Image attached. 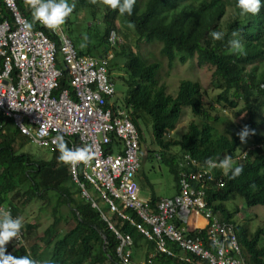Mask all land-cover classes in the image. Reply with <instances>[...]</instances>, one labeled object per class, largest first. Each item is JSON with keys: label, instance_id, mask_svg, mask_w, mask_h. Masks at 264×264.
<instances>
[{"label": "trees", "instance_id": "trees-1", "mask_svg": "<svg viewBox=\"0 0 264 264\" xmlns=\"http://www.w3.org/2000/svg\"><path fill=\"white\" fill-rule=\"evenodd\" d=\"M87 3L92 7L93 16L95 5L90 0H85L84 4ZM236 3L237 0H136L132 16L125 14L122 17L134 25L133 29L139 39L160 45L159 55L166 58L168 66L176 60L183 63L193 57L198 64H209L212 67L211 84L220 90L216 101H228V92L233 99H241L242 107L239 112H244L245 116L242 123L233 124L229 117L211 115L205 110L201 103L204 91L196 80L180 79L175 95L171 96L158 80V62H147L138 53L124 47L115 53L125 58L122 68L126 77L121 79L126 85V91L122 103L128 107L129 118L137 129L140 141L144 116L149 118L151 139L160 150L161 161L167 165L172 175L176 192L179 155L175 159V153L167 152L170 146H177L180 153L186 152L200 162L219 159L222 155L232 157L240 154L246 146L250 147L243 158L235 161V166H243V173L235 180L224 175L223 186L210 189L207 199L212 202L213 211L221 219L234 224L246 261L249 264H259L264 258V246L256 245L260 240V233H264L257 229L249 237L247 229L235 224L224 205L225 201L234 197H240L246 206L264 205V147H261L264 144V134L257 133L255 121L257 107L263 105L261 107L264 108V66L256 71L257 64L264 62V7L256 16H241ZM261 3L264 5V0ZM227 5L234 6L235 17L221 31L225 33L224 39L213 41L210 33L220 31L217 28L218 19ZM23 14L28 16V22L32 21L30 15ZM116 15H119L117 11L104 6V30L101 35L104 46L99 55L104 54L107 48L109 32L115 30ZM36 27L39 28L34 23L32 28ZM41 29L56 41L49 29ZM234 30L240 32L242 53H235L230 47L223 46ZM114 47L115 45L113 49ZM115 53L113 51L114 55ZM56 64L62 67L59 56ZM58 82L60 86L67 84L64 69ZM228 102L230 105L235 104L233 101ZM183 107H187L197 119L188 122L185 132L178 140L165 139V133L174 127ZM245 125L255 132L247 138L248 144L241 143L236 135ZM219 126L221 127L218 128ZM2 129L5 131L3 134ZM18 136L21 142L17 145L14 139ZM26 139L13 127L11 120L0 113V207L8 209L16 218L19 216L18 208L12 206L14 199L19 200V203H26L51 191L55 195L53 220L43 230L40 238L43 244H51L50 255L45 264H119L114 253L116 240L113 233L106 227L98 212L79 195L78 188L71 180L68 165L58 163L59 152L56 145L50 147L48 159L35 160L18 150ZM150 193L151 201L158 199ZM61 206L69 211L73 225L56 238ZM115 226L130 234L134 243L142 238L124 221L116 220ZM22 227L23 236L32 229V225L28 223ZM5 247L6 254L14 257L27 255L32 258L29 250L34 251L32 245L28 248L24 245L12 248L7 244ZM158 258L172 260L164 255H159Z\"/></svg>", "mask_w": 264, "mask_h": 264}, {"label": "built area", "instance_id": "built-area-1", "mask_svg": "<svg viewBox=\"0 0 264 264\" xmlns=\"http://www.w3.org/2000/svg\"><path fill=\"white\" fill-rule=\"evenodd\" d=\"M23 13L32 17L24 0H0V113L39 147H52L55 138L63 136L69 148H94L96 157L89 165H68V171L79 195L113 233L119 264H155L159 255L179 264H249L234 224L221 219L207 199L210 189L223 186L222 170L208 169L206 161L183 152L177 163L176 193L155 201L139 194L135 175L140 138L128 107L113 100L108 73L115 32H109L104 54H80L61 29L50 30L56 41L38 22L39 28L25 30L28 16ZM58 56L62 67L56 64ZM63 69L67 84L60 86ZM247 150L233 160L243 158ZM116 220L151 243L141 260L132 257L133 239L115 226ZM23 240L22 227L19 238L8 245L16 248Z\"/></svg>", "mask_w": 264, "mask_h": 264}, {"label": "rangeland", "instance_id": "rangeland-1", "mask_svg": "<svg viewBox=\"0 0 264 264\" xmlns=\"http://www.w3.org/2000/svg\"><path fill=\"white\" fill-rule=\"evenodd\" d=\"M78 1V0H77ZM85 0H79L78 2L69 0L68 3L75 4L73 13L67 18L65 24L60 28L61 31L67 35L78 53L89 54L98 56L103 52L104 42L101 40V35L104 30L102 23L104 6L97 4L93 9L95 10L92 16V7L84 4ZM81 3V4H80ZM22 6L20 10H22ZM236 11L233 5L225 6L224 12L218 19L217 28L220 31L225 30L226 24L235 17ZM129 22L120 15L115 17V47L114 53L119 51L121 47L130 49L138 53L147 62H158L160 68L158 70V80L165 87V92L174 96L177 90V85L180 79L196 80L201 89L204 91L201 103L205 110L211 115H225L231 119L233 124L242 123L244 120V112L240 111L242 107V101L239 98L233 99L230 92L227 93V100L233 101L235 104L230 105L228 101L220 100L216 101V98L220 90L214 88L211 84V71L212 67L209 64H198L193 57L186 62L174 61L171 66H168L165 57L159 55L158 43H147L142 39H139L137 33L133 27H129ZM87 36V40L84 37ZM233 39L231 34L228 35L227 40L223 44L225 47H230L228 41ZM240 42L242 38L239 36ZM86 45L81 47V45ZM109 75L111 82L115 90L114 101L117 104H121L123 96L126 91V85L121 78H125L126 74L122 68L125 62V58L122 55L113 54V58L109 60ZM264 62L257 64L256 71L263 68ZM263 106V105H261ZM257 107L255 113V121L257 122L256 130L258 134H264V108ZM213 107V108H210ZM238 113L235 115L234 113ZM197 117L193 116L187 107H183L181 113L174 125V127L165 133V139L178 140L187 128V124L191 120H196ZM149 118L144 116V123L141 125V141L144 143L146 153L139 156V170L135 175V180L138 184L139 194L147 195L152 190L158 197L171 196L174 193V181L171 173L168 170L167 165L161 161L160 150L153 143L151 139V132L149 126ZM219 126L218 128H220ZM5 131L2 129V134ZM23 138V137H22ZM21 138L15 137V144L21 142ZM23 140V139H22ZM249 141V139H248ZM245 144H248L246 142ZM264 147V144L261 145ZM246 146V149H249ZM21 152H25L35 160L48 159L50 157V147H39L29 140H25L21 147L18 149ZM167 152L175 153V159L179 154V148L177 146H170ZM178 153V154H177ZM73 191V188L71 187ZM92 192V196L95 193ZM74 191V195H75ZM55 195L48 191L41 198H33L26 203H19V200L14 199L12 206L18 208V216L22 218L23 224H31L32 229L24 236L23 245L28 248L33 246L34 251L29 250L30 256L43 263L47 262L51 251V244L45 245L40 241L43 230L53 220V206ZM16 200V201H15ZM225 207L231 213V218L237 225L244 226L249 237L253 233L260 229L264 233V205L246 206L240 197H234L224 202ZM104 208V205H101ZM60 220L57 222L58 233L57 237L63 235L72 225L73 221L66 208L61 206L60 208ZM217 215H219L217 213ZM220 217V216H219ZM259 242L257 247L264 246V234L260 233ZM147 241L139 238L137 247H131V255L137 260H141L144 256L145 250L151 249V243L149 245ZM159 260V259H157ZM264 260V258H262ZM157 264V262H155Z\"/></svg>", "mask_w": 264, "mask_h": 264}, {"label": "clouds", "instance_id": "clouds-1", "mask_svg": "<svg viewBox=\"0 0 264 264\" xmlns=\"http://www.w3.org/2000/svg\"><path fill=\"white\" fill-rule=\"evenodd\" d=\"M90 3L107 6L112 11H117L120 16L127 14V16L131 17L136 0H90ZM24 4L31 9L32 21H25L23 24L24 29L29 31L33 27V24L37 22L51 31H57L65 24L67 18L73 13L75 8V4L70 5L68 0H24ZM236 7L239 9L241 16H256L264 5H262L261 0H237ZM133 26L129 24V27ZM231 36L233 39L228 41L230 48L235 53H242L243 45L239 39L240 32L234 30ZM210 37L213 41H221L224 39L225 33L212 31ZM84 39L87 40V36ZM85 46L81 45V47ZM254 134V130H250L245 125L236 135L239 137L241 143H246L247 138ZM54 143L59 152L57 157L58 163L69 165L72 168L81 163L89 165L96 157V152L91 146L69 148L63 136H57ZM206 165L208 169L218 168L222 170L223 175L228 176L232 180L238 178L244 170L242 165L235 166V161L228 155L219 161L208 159ZM22 226V218H13L10 211L0 208V264H38L37 261L27 255L14 257L6 254L7 250L5 246L14 238H19Z\"/></svg>", "mask_w": 264, "mask_h": 264}, {"label": "crops", "instance_id": "crops-1", "mask_svg": "<svg viewBox=\"0 0 264 264\" xmlns=\"http://www.w3.org/2000/svg\"><path fill=\"white\" fill-rule=\"evenodd\" d=\"M150 192H152V194L156 197V198H160V197H158V196H156L155 194H154V192L152 191V190H150L148 193H147V197H150ZM176 192V188L174 187V193ZM173 193V194H174ZM200 224L202 223V220H200V222H199ZM142 239V238H141ZM144 240V239H143ZM145 241V240H144ZM137 242H138V240H137ZM137 242H135L134 243V246H136L137 247ZM149 243V242H148ZM150 244V243H149ZM149 244H147V245H149ZM151 250V249H150ZM149 250H145L144 251V254L146 253V252H148ZM143 254V255H144ZM143 257V256H142ZM159 257V256H158ZM156 258V261L155 262H157V264H179V263H177V261H175L174 259H172V260H164V258H162V259H159V258ZM134 259H135V256H134ZM157 259H159V260H157ZM175 261V262H174Z\"/></svg>", "mask_w": 264, "mask_h": 264}, {"label": "water", "instance_id": "water-1", "mask_svg": "<svg viewBox=\"0 0 264 264\" xmlns=\"http://www.w3.org/2000/svg\"><path fill=\"white\" fill-rule=\"evenodd\" d=\"M139 153H140V155H143L146 153V148H145V145L142 141H140V144H139Z\"/></svg>", "mask_w": 264, "mask_h": 264}, {"label": "bare ground", "instance_id": "bare-ground-1", "mask_svg": "<svg viewBox=\"0 0 264 264\" xmlns=\"http://www.w3.org/2000/svg\"><path fill=\"white\" fill-rule=\"evenodd\" d=\"M245 253V252H244Z\"/></svg>", "mask_w": 264, "mask_h": 264}]
</instances>
